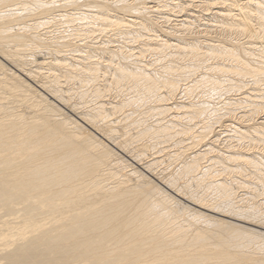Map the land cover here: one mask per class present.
Instances as JSON below:
<instances>
[{
    "label": "bare ground",
    "instance_id": "1",
    "mask_svg": "<svg viewBox=\"0 0 264 264\" xmlns=\"http://www.w3.org/2000/svg\"><path fill=\"white\" fill-rule=\"evenodd\" d=\"M151 1L0 0V264H264V0Z\"/></svg>",
    "mask_w": 264,
    "mask_h": 264
},
{
    "label": "rangeland",
    "instance_id": "2",
    "mask_svg": "<svg viewBox=\"0 0 264 264\" xmlns=\"http://www.w3.org/2000/svg\"><path fill=\"white\" fill-rule=\"evenodd\" d=\"M149 1H150V2H148V4L150 3L149 5H153V4H154V2H152L151 0H149ZM176 1H178V0H176ZM182 1H183V0H182ZM184 1H185V0H184ZM64 10H66V11L68 10V11H69L68 8H67V9H64ZM29 12H32V11H27V13L25 12V13L23 14V15H24V18H25V22H27V23L30 21L31 17H33V16H31V15H32L31 13H30L31 15H29ZM21 13H22V12H21ZM196 13L200 14V12H196ZM27 14H28L29 17H27ZM21 16H22V14H21ZM25 16H26L27 18H26ZM204 17H207V18H208V16H204ZM29 18H30V19H29ZM172 18H173V17H172ZM174 18H178V19H180V17H174ZM181 18H183V17H181ZM26 19H27V20H26ZM28 19H29V21H28ZM203 20H204V22L206 21L205 19H202V21H200V22H203ZM31 22H32V21H31ZM31 22H30V23H31ZM173 22H174V21H173ZM196 23H197V22H196ZM53 24H54V25H53ZM201 24H202V23H201ZM46 25L49 26V27L47 26V29L50 30L52 34H51V33H47V34H45V35H48V34L56 35V34H57L59 31H61V30L63 29V27H64L63 24L56 23V22H55V23H54V22H52V23L50 22V24H49V23H48V24H45V25H44L45 28H46ZM60 25H61V26H60ZM198 25H200V24H198ZM198 25H197V26H196L195 24L193 25V27L195 28L194 30H195L196 32L199 31V33H200V31H201L202 35H205V34H206V35H208V37H209L210 39L215 40V39H218V38L221 39V38H224V37H225V36L219 34V32L215 31V30H214L212 27H210V26L202 25V26H203V29H201L202 26L200 25V26H201V27H200V26H198ZM44 26H42V27L44 28ZM58 26H59V28H58ZM53 27H54V28H53ZM61 27H62V28H61ZM196 27H200V29L197 28V29H198V30H197ZM45 28H44V29H45ZM49 28H50V29H49ZM205 28H206V29H205ZM38 29H39L40 31H42V30H41V29H42L41 27H39ZM44 29H43V30H44ZM56 29H57L58 31H57ZM64 29H66V28H64ZM66 30H68V29H66ZM211 30L214 31V32H212ZM54 32H55V34H54ZM56 32H57V33H56ZM203 32H205V33H203ZM157 33H158V32H157ZM201 33H200V34H201ZM158 34H159V33H158ZM257 34H258V33H257ZM227 35H229V34H227ZM260 35H261V36L263 35L262 38H261ZM49 36H50V35H49ZM231 36H232L233 38H232ZM257 36H259V37H257ZM161 37H162V36H161ZM227 37H228V39H234V38H235L236 40H239V41H242V42H244V41L247 40V38H246L245 36L240 37V35L236 36V35H233V34H232V35H229V36H227ZM227 37H225V38H227ZM236 37H237V38H236ZM238 37H240V38H238ZM255 37H257V38H255L257 41H259V40H261V39L264 41V33H262V34L259 33V34L256 35ZM142 38H143V37H142ZM241 39H242V40H241ZM255 39H254V42H257V41H255ZM262 40H261V41H262ZM259 42H260V41H259ZM259 44H260V43H259ZM40 56H41V57H39V56H38V57H39V58H42L43 56H44L43 58H46V57H47L46 55H40ZM149 58H150V57H148V58L145 57V60H146V61H149V62L152 61V58H151V59H149ZM147 59H148V60H147ZM153 59H154V58H153ZM2 62H4V61H2ZM4 63H5L8 67H10V69H13V71L15 70V68H13L14 66H12L11 64H7L6 62H4ZM15 71H16V70H15ZM16 72H17V71H16ZM17 73H18V72H17ZM219 79H220V78H219ZM224 79H225V78H224ZM220 80H223V79L221 78ZM247 81H248V80H247ZM248 85H249V84H247V85L242 89V91L245 90V93H244L243 95H249V96H250V94H247V93H248L249 90H252V89L250 88L252 85H250V86H248ZM247 87H248V89H247L248 91L246 92V88H247ZM228 90H229V91H228ZM221 91H222V92H221ZM221 91L218 92V95H217V93H216V94H211L210 92L207 91V92L203 93L204 95H203V94H200V95H199L200 97H199L198 100H205V101L208 102L209 99H210V101L208 102V103H210L209 106H210V107L212 106V108H215V107H216L215 109H218V110L223 108V109H222V112H223L224 107L221 108V105H222V104H224L225 102H229V103H230V102H231V101H230L231 98H233V99H231V100L234 101V99H236V98H238V96L240 97V96L242 95V93L240 92L241 90H237V91H239V92L237 93L236 89H233V88H232L231 90H230V89H227L226 91H227L228 93H227L225 90H221ZM223 91H225V92H223ZM233 91H235V92H233ZM220 92H221V94H220ZM250 92H252V91H250ZM235 93H237L238 96H237ZM239 93H241V95H239ZM207 94H208V95H207ZM223 94H224L225 96H224ZM201 95H202V96H201ZM215 95H216V96H215ZM195 96H196V95H195ZM206 96L209 97V98H207ZM236 96H237V97H236ZM205 97H206V98H205ZM210 97H211V98H210ZM212 97H213V98H212ZM215 97H217V98H215ZM235 97H236V98H235ZM196 98H197V97H195V100H193V98H192V101H196V100H197ZM190 99H191V98H189L188 100H190ZM211 99H212V100H211ZM213 99H214V100H213ZM217 99H218V100H217ZM186 101H187V99L185 100V102H186ZM215 101H216V102H215ZM220 101H222V102L224 101V102L222 103V102H220ZM233 101H232V102H233ZM187 102H188V101H187ZM219 102L222 103V104H220ZM214 103H215V104H214ZM218 105H219V106H218ZM239 105H240V104H238V106H239ZM242 105H243V104H242ZM242 105H241V106H242ZM213 106H214V107H213ZM224 106H225V105H224ZM219 107H220V108H219ZM232 107H233V109L236 107V109H235V110L232 109L233 111H231V113H229L230 116H229V114L227 113V115H226L225 117L230 118V119H228V121H227V118H225V119L223 118V117H224L223 114H224V113L226 114V112L221 113V110H220V111L216 110V111H218V112H216V113H218V116L221 114V116H223V117L220 116V117H219V122H218V123H214V129H215V128H216V129H221V132L224 131V132H222V133H226V132H227L226 130H227V127H228L227 125H232V126L234 125L235 127H240V128L243 129V126H244V128H245V127L248 125L247 123L252 124L253 121H254V122H255V121H259V119H257L256 116L254 117V120L247 121V122H246L244 119H241V118H240V119H239V118L237 119L236 117H240V116H241V115H240V116H237V115H239V114H241V113L243 114V111H242V110H244V109H243L242 107H240V106H239V107L241 108V110H240V109H237V108H239V107H237V105H232ZM234 111H235V115H234V113H233ZM237 111H238V113H237ZM239 112H240V113H239ZM219 113H220V114H219ZM231 114H233L234 116L231 115ZM235 116H236V117H235ZM232 117H233V118H232ZM221 118H222V119H221ZM231 118H232V120H231ZM201 119H202V118H201ZM201 119H199V120H201ZM223 120H226V122L223 121ZM230 120H231V121H230ZM233 120H234V122H233ZM241 120H242V121H241ZM243 120H244V121H243ZM240 121H241V122H240ZM227 122H228V123H227ZM225 123H226V125H225ZM229 123H230V124H229ZM234 123H235V124H234ZM244 123H245V124H244ZM215 124H216L217 126H216ZM218 124H220V126H221V125H222V126L220 127ZM237 125H238V126H237ZM239 125H240V126H239ZM219 127H220V128H219ZM224 128H226V129H224ZM225 131H226V132H225ZM229 133H231V132L228 131V134H229ZM226 134H227V133H226ZM222 136H223V135L221 134V135H220L221 140L218 141V144H221V145H219V146H222L223 141L227 139L226 136H225L226 138H225L224 136H223V137H222ZM224 138H225V139H224ZM231 138H232V137H231ZM232 140H233V139H232ZM232 140H230V142H228V143H231L232 145H236V144H238V142H237V138H234V141L231 142ZM186 141H187V140H185L184 142H186ZM188 141H189V140H188ZM188 141H187L186 143H188ZM242 141H243V140H242ZM240 142H241V141H240ZM240 142H239V144H240ZM243 142H244V141H243ZM243 142H241V145H242ZM226 143H227V142H226ZM228 143H227V144H228ZM244 143H246V142H244ZM244 143H243V144H244ZM223 145H224V143H223ZM228 145H229V144H228ZM242 146H243V145H242ZM258 146L260 147V148L258 147L259 149L262 148L261 150H263V149H264V142H262V143H258ZM195 147H197V146H195ZM199 147H201V146L198 145V147H197V148H193L194 150H192V151H197V150H199V149H200ZM263 151H264V150H263ZM188 152H190V151H188ZM171 168H172V167H171ZM258 188H259V187H258ZM191 189L193 190V187H191ZM259 192H260V191H259ZM259 192L257 193V196H256V197H257L258 199L256 198V200H259V202H260L261 199H262V201H263V198H260V197H263V196H261V195L258 196V195H259ZM242 193H244V192L240 190V191H239V194H242ZM259 198H260V199H259ZM180 199H181V198H180ZM181 201H183V200L181 199ZM262 201H261V203H263V204L260 203V204H261L260 207H262V209H263V208H264V201H263V202H262ZM223 218H224V219H227V220H230V221H232V222H236V223H238V224L245 225V226H248V225H249V224H247V223H244V222H243V223H242V222H238V221H236V220H232V219H229V218H226V217H223ZM248 227H252V228H254V229H260V228H258L257 226H252V225H249ZM261 231H262V230H261Z\"/></svg>",
    "mask_w": 264,
    "mask_h": 264
}]
</instances>
